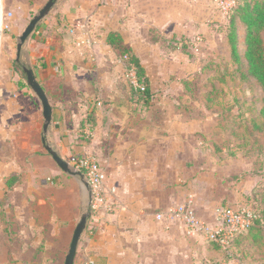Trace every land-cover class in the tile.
<instances>
[{
	"label": "crops",
	"instance_id": "obj_1",
	"mask_svg": "<svg viewBox=\"0 0 264 264\" xmlns=\"http://www.w3.org/2000/svg\"><path fill=\"white\" fill-rule=\"evenodd\" d=\"M223 20L217 0L58 1L24 50L51 105L52 128L43 132L41 105L24 77L17 97L25 100L31 125L21 126L11 106L10 122L0 128V264L3 180L18 175V140L33 159L13 189V221L25 228V243L32 232L31 247L53 244L74 234L79 222L77 191L55 186L75 181L82 190V183L41 154L44 138L65 160L94 154L106 190L115 189L105 197L110 211L89 219L74 264H243L183 225L156 220L192 200L198 216L215 223L216 207L244 205L252 190L251 176L228 178L235 174L219 163L215 143L202 137L208 118L189 117V92L164 85L189 81V39ZM111 33L121 34L144 66L149 103L134 99L131 74L107 44ZM91 110L95 123L86 130Z\"/></svg>",
	"mask_w": 264,
	"mask_h": 264
},
{
	"label": "rangeland",
	"instance_id": "obj_2",
	"mask_svg": "<svg viewBox=\"0 0 264 264\" xmlns=\"http://www.w3.org/2000/svg\"><path fill=\"white\" fill-rule=\"evenodd\" d=\"M58 1L60 0H57V3ZM257 1L264 0H240L239 5L240 8H243L245 2H248L253 6ZM47 2L48 0H2L5 10L12 12L13 18L6 22L7 26L11 28L10 30L4 29L2 33L0 30V37H2L0 48V128L9 124L10 121L6 119L5 112L11 106L18 109V117H21L18 123L22 124L21 126L26 125L24 124L26 120L29 123L28 126L31 125V120L28 118L29 109L24 103L25 100L17 97L21 91L18 80L25 78L23 66L28 63L27 55L24 53L28 42L19 62L16 61L17 45L19 37L32 18ZM243 13L244 11L240 10L234 16L222 14L224 20L219 27L210 29L211 31L205 36H195L194 39H189L190 46L186 52L189 55V81L164 85H171L174 90L189 92L188 102L189 109H191L189 117L196 120L203 118L204 121L208 118L210 125L207 126L202 137L215 143L221 159L219 163L223 167L225 166L224 169L227 173L235 174L228 178L240 180L251 176L253 178L252 190L255 188L256 191L258 188H264V91L257 79L249 72L246 58L247 25L243 21ZM232 21H234L235 30L231 27ZM233 31L236 34L239 59H235L231 52L230 36ZM259 36L264 49V26L259 32ZM15 98H17L16 101ZM24 130L25 127L22 128L19 136L24 134ZM2 134H4L3 131ZM25 135L28 136V133L26 132ZM86 136H89V133ZM50 144L53 145V141ZM18 145V175L7 178L5 182L3 180L1 264H65L73 232H68L65 238L60 237V240H56L53 244L43 242L38 247H31L29 244L33 243L32 232L28 238L30 242L25 243L24 239L27 237L25 228L16 227L17 225L15 226L13 221L15 220L13 189L21 184L27 165L29 169L33 166L32 155H28L29 152L22 149L19 140ZM39 147L41 154L50 155L43 145ZM51 162L56 165L54 161ZM40 165L44 166L45 162ZM57 168L59 167L57 166ZM236 174L238 175L236 176ZM10 179L13 183L15 180L16 184L13 188H9L7 184ZM55 187H59L60 190L62 187L66 190L77 191L78 219H80V215L85 211L84 187L81 190L80 185L75 181L72 185L61 186L60 184ZM252 190L244 195L243 204H255ZM261 206L258 204L260 212L262 211ZM261 244V241H254V237L251 235L242 239L239 244L231 246L227 250L228 253L224 252L230 259L243 264H264V245Z\"/></svg>",
	"mask_w": 264,
	"mask_h": 264
},
{
	"label": "built area",
	"instance_id": "obj_3",
	"mask_svg": "<svg viewBox=\"0 0 264 264\" xmlns=\"http://www.w3.org/2000/svg\"><path fill=\"white\" fill-rule=\"evenodd\" d=\"M0 30H10L6 22L13 18V13L5 10L2 0H0ZM218 9L227 16L234 6L233 0H217ZM2 37H0V48ZM130 78L133 85H137L134 74ZM71 168L81 172L84 180L89 184L91 191V216L110 211L105 203L107 194H114L115 189L106 190L105 173L94 154L71 156L67 160ZM190 200L187 205H176L169 210L156 215L158 221L177 222L183 225L191 236L204 237L209 242L219 246L226 251L233 246L237 235L246 231L255 218V213L249 205H239L236 207L218 206L215 208V223H208L202 220Z\"/></svg>",
	"mask_w": 264,
	"mask_h": 264
},
{
	"label": "trees",
	"instance_id": "obj_4",
	"mask_svg": "<svg viewBox=\"0 0 264 264\" xmlns=\"http://www.w3.org/2000/svg\"><path fill=\"white\" fill-rule=\"evenodd\" d=\"M233 1L234 6L232 7L228 15L232 14L234 16L238 14L240 10L244 11L243 21L247 25L246 43L248 45V49L246 51V58L249 64V72L255 79H257L258 83L264 91V49L262 46L261 38L259 36V32L264 26V1H257L253 6H251L250 3L245 2L243 8H240V0ZM231 27H233V30H235L234 21H232ZM107 44L116 51L118 60H121L125 63L126 72L128 74H134L137 85L135 86L130 82L131 93L134 99L142 100L146 104L149 103V100L151 98L150 84L147 78L146 70L141 64L140 59L134 54L131 48H128L125 45V41L119 33L109 34L107 38ZM230 46L233 57L235 59H239L236 47L235 31H233L230 36ZM94 123L95 110H91L88 112L85 121L83 122V127H85L86 130H91L90 128L94 125ZM88 126H90V128H88ZM7 184L9 188H13L16 183L15 180L13 183L12 179H10L7 181ZM258 189H256V191L255 188L252 190L254 192H252V195H254L253 197H255L254 202L256 205L248 204L253 209L255 218L253 219L251 226L246 231H243L237 235L233 242V246H235L236 243L239 244L242 239L248 238L251 235L254 237V241H261V243L264 245V188ZM258 204L262 205L261 212L259 211ZM89 224L90 222L88 223L86 230L89 229Z\"/></svg>",
	"mask_w": 264,
	"mask_h": 264
},
{
	"label": "water",
	"instance_id": "obj_5",
	"mask_svg": "<svg viewBox=\"0 0 264 264\" xmlns=\"http://www.w3.org/2000/svg\"><path fill=\"white\" fill-rule=\"evenodd\" d=\"M57 4V0H48V2L44 5V7L38 12L36 16L32 18L22 35L19 37V43L17 45V58L16 61L19 62L21 58V54L25 49L27 42L31 38V36L36 32L38 26L51 14L54 7ZM23 73L27 79V84L31 88L34 95L37 97L44 117V126L43 132L48 134L52 128L53 116H52V108L49 103V100L38 83L34 71L28 66H23ZM44 145L48 153L51 155L57 166L61 169L65 174L77 178L81 181L84 187V206L85 211L81 214L79 222L75 228L72 241L70 244L69 252L66 256L65 264H74L77 250L79 244L81 242L82 236L87 228L88 221L91 217L90 205H91V191L89 184L84 180V176L81 172L75 171L71 168L70 164L67 160H65L60 154L51 146V144L44 138Z\"/></svg>",
	"mask_w": 264,
	"mask_h": 264
}]
</instances>
